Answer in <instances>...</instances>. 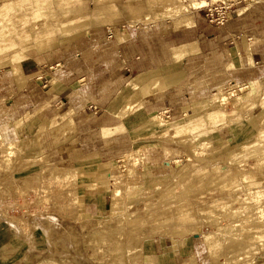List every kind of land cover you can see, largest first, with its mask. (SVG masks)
<instances>
[{
  "label": "rangeland",
  "instance_id": "1",
  "mask_svg": "<svg viewBox=\"0 0 264 264\" xmlns=\"http://www.w3.org/2000/svg\"><path fill=\"white\" fill-rule=\"evenodd\" d=\"M192 1L69 0L58 5L50 0H0V74L6 72L0 78L11 79L17 73L14 60L55 40L56 33L40 37L45 23L52 30L74 28L67 36L76 32L78 15L84 13L111 30L158 20L173 23L165 8ZM217 1L223 0L209 5ZM231 1L228 21L258 0ZM204 9H193V16L201 14L209 23ZM232 83L239 87L231 88ZM210 88L186 89L189 101L173 116L167 108L144 112L141 98L148 91L135 85L131 101L117 100L120 114L132 112V129L117 138V145L128 151L111 165L50 164L33 159L38 153L28 135L3 141L0 134V264H168L166 254H158L154 246L156 237L188 233L204 235L212 256L207 264H264V197L254 201L247 192L264 188V77ZM223 92L227 95L220 101ZM157 99L151 104L158 105ZM0 113L5 118L14 114ZM59 121L54 118L53 125ZM158 146L166 147L162 176L152 173L147 162V148ZM243 170L262 175L258 187L245 184ZM181 264L195 260L190 256Z\"/></svg>",
  "mask_w": 264,
  "mask_h": 264
},
{
  "label": "crops",
  "instance_id": "2",
  "mask_svg": "<svg viewBox=\"0 0 264 264\" xmlns=\"http://www.w3.org/2000/svg\"><path fill=\"white\" fill-rule=\"evenodd\" d=\"M50 1L60 5L69 0ZM87 14L78 15L72 36L66 31L74 28L41 25L40 37L56 33L55 40L16 57L17 73L9 80L0 78V111L14 112L6 118L0 113L1 138L21 141L28 135L38 153L33 159L65 166L86 161L111 165L128 151L117 145V138L132 129V112L120 114L117 100L131 101L135 85L148 91L141 98L144 112L167 108L177 116L181 104L189 101V87L211 91L231 81L264 77V0L222 26L195 14L191 23L178 27L166 20L112 27L111 36L109 27L101 28L100 19ZM82 24L88 25L80 29ZM156 97L155 106L151 101ZM54 118L60 119L58 124L53 125ZM163 148H147V162L156 176L163 175L167 164ZM203 238L195 233L164 234L156 237L154 246L158 254H166L168 264H181L190 256L195 264H207L211 247Z\"/></svg>",
  "mask_w": 264,
  "mask_h": 264
},
{
  "label": "bare ground",
  "instance_id": "3",
  "mask_svg": "<svg viewBox=\"0 0 264 264\" xmlns=\"http://www.w3.org/2000/svg\"><path fill=\"white\" fill-rule=\"evenodd\" d=\"M180 2V1H179ZM209 2H213V0H211V1H207V0H193L191 3H189V4H182V3H178V2H176L177 4H174V3H172V5H170V6H167L166 8H165V10L163 11V12H165L166 14H164V15H172V16H174V18H173V23H174V25H175V27H178V26H181V25H183V24H187V23H191L190 21H191V19H192V16H193V12H192V10L194 9H196V8H201V7H205V6H208L209 5ZM163 9V8H162ZM77 10V9H76ZM193 10V11H194ZM162 12V11H161ZM180 12H184L183 14H178V13H180ZM163 14V13H162ZM145 16V15H144ZM149 17V16H148ZM148 17H143V18H145V19H148ZM145 19H143V20H145ZM142 21V20H141ZM171 23V22H170ZM172 23V24H173ZM247 85H243V86H241L240 87V89H238L239 91L240 90H243L245 87H246ZM232 87H239L236 83H232V86H231V88ZM228 90V89H227ZM249 90V89H248ZM263 90V89H262ZM235 91H237V89H235ZM230 92H232V91H230V89H229V92L228 93H230ZM233 92H234V89H233ZM226 95L227 94H224V92L221 94V96L219 97V99H221L220 101H223L224 99H225V97H226ZM249 95H251L250 93H249ZM238 99V98H237ZM225 101V100H224ZM243 102V101H242ZM240 104V103H239ZM244 107V106H243ZM261 134V133H260ZM263 134V133H262ZM264 137V136H263ZM13 143V142H12ZM12 143H9V145H11ZM264 146V145H263ZM262 148V147H261ZM264 148V147H263ZM264 152V151H263ZM255 156V155H254ZM252 157V156H251ZM263 158H264V155L262 156ZM262 157L260 158V159H262ZM249 159V158H248ZM239 160H241V159H239ZM246 160V159H245ZM242 162H243V159L241 160ZM241 163V162H240ZM254 164V163H253ZM257 164V163H256ZM255 164V165H256ZM242 165V164H241ZM249 165V164H248ZM256 167V166H255ZM244 168V167H243ZM246 170H248V169H246ZM244 171V173H242L241 174V176H240V178L245 182V184L246 185H248L249 186V188H251V187H258L259 186V184L258 183H260L261 181H260V179H258L259 178V176H258V178L256 177V175L254 174L255 173V171H254V173L252 172L253 170H249L248 172H245V170H243ZM262 176V175H261ZM260 176V178H262ZM264 176V175H263ZM239 182V181H238ZM257 182V184H255ZM240 188V187H239ZM238 188V189H239ZM232 191V190H231ZM244 192V191H243ZM247 192H249V195H250V198L251 199H253L254 201H259L260 199H262V197H264V188H256V189H253L252 191L251 190H249V191H247ZM246 193V192H245ZM246 194H248V193H246ZM241 195V194H240ZM248 195V196H249ZM242 196V195H241ZM236 198V197H235ZM244 198H246L245 197V195H244ZM244 198L243 199H241V200H244ZM249 198V197H248ZM247 198V199H248ZM246 199V200H247ZM253 200H251V201H253ZM247 201H249V200H247ZM247 201H244V202H247ZM262 202H264V201H262ZM232 203V202H231ZM230 203V205H232ZM238 203V202H237ZM259 203V202H258ZM228 204L229 203H227V207L226 208H228ZM245 204V203H244ZM254 204V202L252 203V205ZM257 204V203H256ZM247 205V204H246ZM219 206V205H218ZM240 207V206H239ZM249 207V206H248ZM218 208H220V206L218 207ZM223 208H225V205L223 204V207L222 208H220V209H223ZM231 208H234V207H231ZM236 208V207H235ZM238 208V207H237ZM249 208H252V207H249ZM219 209V210H220ZM240 209H243V205H242V208H240ZM236 210V209H235ZM259 210H261V209H259ZM225 211H227L228 212V210H225ZM256 211V210H255ZM231 212H233V211H231ZM257 212V211H256ZM248 216V215H247ZM258 216H260V218L261 217H263V213L262 212H260L259 213V215ZM255 217V216H254ZM183 219V218H182ZM200 219V218H199ZM182 224H189V222L188 223H182ZM245 224H247V223H245ZM195 228L197 229V228H200L199 226H195ZM262 229V228H261ZM263 230V229H262ZM227 231V230H226ZM230 231V230H229ZM229 231H227V232H229ZM238 233V232H237ZM259 234V233H258ZM231 235V234H230ZM237 235V234H236ZM240 235V234H239ZM232 236V235H231ZM264 236V235H263ZM262 237V236H261ZM241 238V237H240ZM254 238V237H253ZM249 239V238H248ZM258 239H259V237H258ZM260 239H263V238H260ZM252 240V239H251Z\"/></svg>",
  "mask_w": 264,
  "mask_h": 264
},
{
  "label": "built area",
  "instance_id": "4",
  "mask_svg": "<svg viewBox=\"0 0 264 264\" xmlns=\"http://www.w3.org/2000/svg\"><path fill=\"white\" fill-rule=\"evenodd\" d=\"M233 3L234 2H232L231 0H223L202 7L205 8L204 15L207 21L215 25L224 24L226 21L229 20L230 8ZM107 30L108 35L111 36V28H108ZM162 113L164 114L163 117H165L166 119L170 117L169 110L165 109Z\"/></svg>",
  "mask_w": 264,
  "mask_h": 264
}]
</instances>
